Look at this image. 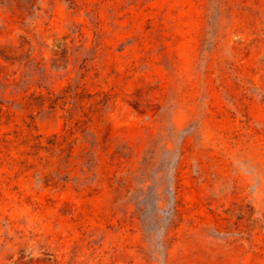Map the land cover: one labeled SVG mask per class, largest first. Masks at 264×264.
<instances>
[{
    "label": "rangeland",
    "instance_id": "1",
    "mask_svg": "<svg viewBox=\"0 0 264 264\" xmlns=\"http://www.w3.org/2000/svg\"><path fill=\"white\" fill-rule=\"evenodd\" d=\"M0 264H264V0H0Z\"/></svg>",
    "mask_w": 264,
    "mask_h": 264
},
{
    "label": "trees",
    "instance_id": "2",
    "mask_svg": "<svg viewBox=\"0 0 264 264\" xmlns=\"http://www.w3.org/2000/svg\"><path fill=\"white\" fill-rule=\"evenodd\" d=\"M178 174H179V171H178V167L175 169V177H174V186H175V190L174 191H172L171 193H173V195H171V198H170V202H171V204H172V206H173V215L171 216V218H170V212H169V219L168 218H166V222H165V224L167 223V225L164 227V229H165V231L167 232V231H169V230H171L172 229V227H173V219H172V217L174 216V217H178V215H179V209H178V207H179V203H178V201H177V199H176V196H177V189H178ZM172 189H173V187H171ZM144 189H145V187H144ZM152 192H154L153 191V186H148L147 188H146V191H143V195H144V197H146V201H148V199H149V197L151 196L150 194L152 193ZM170 193V192H169ZM148 197V198H147ZM164 224V223H163ZM161 226H164V225H161Z\"/></svg>",
    "mask_w": 264,
    "mask_h": 264
}]
</instances>
